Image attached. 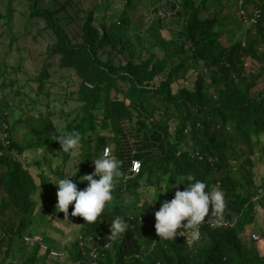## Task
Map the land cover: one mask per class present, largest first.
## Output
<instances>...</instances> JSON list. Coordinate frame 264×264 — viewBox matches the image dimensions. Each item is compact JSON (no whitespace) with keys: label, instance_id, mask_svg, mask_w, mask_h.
I'll use <instances>...</instances> for the list:
<instances>
[{"label":"trees","instance_id":"16d2710c","mask_svg":"<svg viewBox=\"0 0 264 264\" xmlns=\"http://www.w3.org/2000/svg\"><path fill=\"white\" fill-rule=\"evenodd\" d=\"M23 1L29 4L27 18L43 20L54 36L46 59L57 58V69H72L79 80L75 92L78 108L64 132L78 131L81 140L74 155L63 152L54 138L59 136V130L52 114L40 112L38 121L29 128L34 140L26 147L20 146L9 131L28 122V110L20 111L10 125L6 118L9 112L1 113L0 123L7 125L8 144L0 136V151L4 152L0 156V215L13 211L17 219L0 222V248L5 247L0 264H6L10 254L15 253L14 244L22 240L31 253L21 264H54L65 255L73 264H264V252L245 242L247 225L254 216L251 198L256 186L251 174L256 160L264 157V0H225L223 6H219L223 0H175L179 8L178 30L168 40L158 33L152 45H159L161 53L151 51L139 60L119 64L110 55L123 43L114 23L102 21L95 26L91 11L72 31L63 24L64 5L42 8L39 0ZM161 1L156 0L157 4ZM133 2L126 0V5L130 7ZM211 6L216 10L205 14ZM228 6L239 17L234 14L229 18L224 12ZM255 10L259 11L256 19ZM12 13L8 6L5 17L11 20ZM239 23H250L244 36L230 44L222 42L229 26L239 27ZM17 39L12 31L11 43ZM247 58L259 63L258 72L245 74ZM49 66L46 61L33 77L38 96L49 79ZM4 74L0 71V76ZM191 74L195 75L192 81ZM182 82L186 84L181 86ZM7 83L13 86L15 81ZM29 100L35 106L39 97ZM109 146L111 155L121 161L123 173L113 190V202L92 223L79 215L72 216V204L65 216L55 207L57 186L53 183L71 175L78 189L84 188L87 181L81 182L79 177L94 170L91 160ZM30 147L55 152L29 165L23 154ZM134 160L140 162L141 169L131 176ZM43 167L49 169V176L39 171ZM237 168L251 175L247 181L251 191L236 192L242 189L231 178ZM169 174V191L159 194L151 207L142 204L145 192L159 187L160 179ZM186 174L222 190L227 205L224 220L235 219L233 228L203 227L200 239L192 246L180 238L159 239L151 219L154 206L160 207L161 200H170L176 190L175 180L181 183L180 177ZM181 186L185 187L178 185ZM51 192H55L51 204L42 205L44 195ZM126 196L132 200L126 201ZM261 204L264 213V198ZM34 214L78 225L81 235L74 237L71 246L64 247L63 256L53 257L49 250L58 249L48 246L49 241L47 244L41 237L48 246L43 250L38 243L29 246L24 240L26 236H39ZM116 216L127 222L128 228L111 240L109 225ZM89 236L102 241L96 240L90 247ZM261 239L264 245V236ZM91 251L99 256L93 257ZM84 256L90 261H84Z\"/></svg>","mask_w":264,"mask_h":264},{"label":"rangeland","instance_id":"374dc122","mask_svg":"<svg viewBox=\"0 0 264 264\" xmlns=\"http://www.w3.org/2000/svg\"><path fill=\"white\" fill-rule=\"evenodd\" d=\"M174 2L175 0H162L157 4L156 0H134L133 5L128 7L126 0H39V6L42 8L51 7L58 9L64 5L63 13L65 18L63 24L70 27L72 31L78 29L79 24L84 22L91 11L95 15V26L99 27L102 21H106L107 24L114 23L115 31L122 35V45L124 44V46L119 44L117 50L112 51L110 55L119 64L129 59L139 60L142 56H147L151 51L161 53L159 45L152 47V45L156 44L157 34L159 33V35L168 40L178 30L180 23L179 8L175 6ZM224 4L225 0L220 2L219 6H223ZM8 6L13 10L11 20L5 17ZM28 6V2L23 0H13L10 3L9 0H0V15L4 16L0 17V71L5 73L3 76H0V120L3 111L9 112L6 118L10 125L13 120L19 117L20 111L28 110V122L26 124H19L15 130L9 131V136L14 138L23 147H26L34 140V136L29 132V128L38 121V114L40 112L51 113L52 120L58 127L59 132H64L66 123L75 116V111L78 108V103L75 101V92L79 85V80L72 69H57V58L46 59V51L54 43V36L50 30L46 29V24L43 20L27 18L29 15ZM154 8H157L158 12ZM215 10L216 8L211 6L205 14H211ZM225 10L224 12L228 14L229 18H232L234 14L238 16L232 7L228 6ZM9 24L11 27H9ZM249 25L250 23H243L239 27L234 25L229 26L231 29H228V36L224 37L222 42L230 44L233 40L242 38ZM12 31L18 36L17 41L14 43L10 41ZM46 61L51 64L48 67L50 76L46 82L44 92L38 96L33 89L37 86L33 77L36 72L41 70ZM10 68H15V71ZM258 69V62L250 58L246 59V75L249 73L254 74L258 72ZM194 78V74L189 76L190 81L194 80ZM8 81H15V84L10 86L7 83ZM185 84V82H182L181 86ZM36 97H39V102L33 106L29 98ZM0 126L5 128L6 123L1 122ZM5 133L1 136L2 140L8 141L7 131ZM110 148L109 146L111 154ZM54 152L37 150L30 147L26 149L23 157L31 165L36 158L42 156L48 157ZM256 162L252 170V176L246 175L238 168L232 171L231 178L242 188H237V193L241 191L245 193L252 190L250 189L251 186L247 183L250 176L256 188L261 185L264 186V157H261L258 161L256 160ZM35 173L36 171H34V175ZM180 189L182 190L183 186ZM54 193L51 192L49 195H44L41 204L50 205ZM129 200H132V197L126 196V201ZM154 207L151 213L153 223H155L154 213L159 209L157 205ZM35 214L34 217L36 219L34 220L38 224H34L39 231V237L45 239L47 244V241H49L51 244L48 246H53L63 253L65 252L64 247L66 245L71 246L74 237L78 238L81 235L78 225L72 226L65 221L55 222L53 219L46 218L45 215L39 218ZM45 214L48 216L47 211ZM253 215V222L247 225L245 242L249 245L258 246L259 250L264 252V245L260 243L261 237L263 238L264 236V213L261 211ZM16 219L17 215L13 211L0 215V222L2 220L15 222ZM142 224L144 225L145 222L142 221ZM253 233L259 235L260 239L258 241L253 242L249 238ZM36 236L38 237V234ZM96 240L102 241V238L95 239L91 237L87 240V243L91 247ZM128 245L129 242H126V246ZM13 248L15 249V253L13 251L10 254L5 261L6 264H21L31 253L23 240L22 243H15ZM4 256L5 247L2 246L0 248V260ZM94 256L97 258L99 255L95 253L93 254ZM83 260L89 262L90 258L84 256ZM36 264H41V262H36ZM54 264L73 263L65 255V257L55 261Z\"/></svg>","mask_w":264,"mask_h":264},{"label":"clouds","instance_id":"9594fccd","mask_svg":"<svg viewBox=\"0 0 264 264\" xmlns=\"http://www.w3.org/2000/svg\"><path fill=\"white\" fill-rule=\"evenodd\" d=\"M57 133L60 135L54 138L60 142L61 150L74 155L80 143L81 134L75 130L71 132L58 131ZM261 138L264 139V134ZM91 161L94 170L79 177L81 182L87 181L84 188L78 189L77 183L70 179L73 177L71 175L58 178L53 183L57 186L56 209L68 216V208L72 204L71 215H79L87 223L97 221L106 205L113 202V190L117 179L123 175L120 168L121 161L111 155L107 148ZM39 171L45 176L50 175L47 167H43ZM169 178L170 174L160 179L159 187L149 188L142 196L141 203L154 204L158 200L159 194L167 193L169 190L166 185L169 184ZM180 179L181 183H177L175 180V184H173L176 190L172 198L163 200L159 209L155 211L154 228L161 240H175L178 235H186V242L192 246L200 239L199 228L206 218L210 227L221 226L227 205L222 190L206 185L205 181L195 179L192 174H186ZM181 184L185 185L182 190L178 187ZM109 228L110 239L116 240L121 233L127 230L128 224L121 217L116 216Z\"/></svg>","mask_w":264,"mask_h":264},{"label":"built area","instance_id":"2783aa9c","mask_svg":"<svg viewBox=\"0 0 264 264\" xmlns=\"http://www.w3.org/2000/svg\"><path fill=\"white\" fill-rule=\"evenodd\" d=\"M258 13H259L258 10L254 11V17H255L254 19H256V17L259 15ZM254 19H252V22H254ZM6 129H7V125H6L5 128H2L0 126V136H2L6 132L5 131ZM1 139H2V137H1ZM2 141L5 144H8V141H6V140H2ZM3 154H4V152L0 151V156H2ZM12 156L15 157L17 155L14 152H12ZM140 169H141V166H140V162L139 161L134 160V161L131 162V173L133 175L134 174H138L140 172ZM263 198H264V186L261 185V186H258L256 188V193L251 198V206H252V213L253 214H257V213H260L262 211L263 207H262V204H261V200ZM234 225H235V219L223 220L221 226H219L217 228H228V227L233 228ZM205 226H209L207 218H206V221L199 228L200 237H201L202 229ZM178 231H179V229H178ZM175 238H180V239H182L183 241L186 242V235H178ZM250 239H251V241L255 242V241H258L260 239V237H259V235L253 233V234L250 235ZM24 240H25V242L28 243L29 246H33L35 243H38L43 250H48V246L42 241L41 237H39V236L38 237L37 236H34V237L26 236V237H24ZM93 253H94V251H92V254ZM49 254L51 256H53V257H60V256L64 255L63 252H61L59 250H54V249H50L49 250Z\"/></svg>","mask_w":264,"mask_h":264},{"label":"water","instance_id":"95a60500","mask_svg":"<svg viewBox=\"0 0 264 264\" xmlns=\"http://www.w3.org/2000/svg\"><path fill=\"white\" fill-rule=\"evenodd\" d=\"M130 175H132V173L130 172Z\"/></svg>","mask_w":264,"mask_h":264}]
</instances>
